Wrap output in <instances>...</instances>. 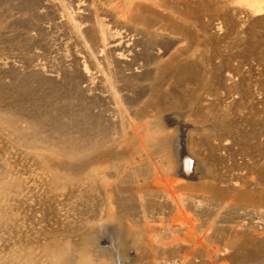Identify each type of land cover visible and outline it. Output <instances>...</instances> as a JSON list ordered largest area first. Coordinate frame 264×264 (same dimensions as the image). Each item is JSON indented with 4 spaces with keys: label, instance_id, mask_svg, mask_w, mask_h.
Instances as JSON below:
<instances>
[{
    "label": "rangeland",
    "instance_id": "rangeland-1",
    "mask_svg": "<svg viewBox=\"0 0 264 264\" xmlns=\"http://www.w3.org/2000/svg\"><path fill=\"white\" fill-rule=\"evenodd\" d=\"M76 2L0 0V264H264V187L254 213L239 198L258 190L248 166L264 102V0H181L172 9L169 0L157 8L178 38L193 40L194 75L177 83L168 69L157 81H120L113 89L121 107L106 102L111 81L98 84L105 100L86 95L80 64L62 55L67 19L82 22L99 45L93 14L76 13ZM124 47L96 57L110 80L108 71L129 73L114 56ZM149 94L160 110L142 102ZM180 124L196 163L189 179L180 176ZM82 146H90L84 168ZM102 171L114 180L122 228L175 218L185 221L179 227L194 223L200 237L207 230L215 245L235 242L215 253L207 240L103 248L90 228L105 201L93 175Z\"/></svg>",
    "mask_w": 264,
    "mask_h": 264
},
{
    "label": "bare ground",
    "instance_id": "bare-ground-1",
    "mask_svg": "<svg viewBox=\"0 0 264 264\" xmlns=\"http://www.w3.org/2000/svg\"><path fill=\"white\" fill-rule=\"evenodd\" d=\"M45 1L49 6L57 7L58 0ZM167 1L169 0H77L75 4L76 13L93 14L95 23L94 38L99 41V45L97 46L92 43V33H89L87 28L85 30L82 22H77L75 19H67L64 22V26L68 30L69 37L65 42L66 51H64L62 55L70 57L72 60L75 59L80 64L81 67L79 71L81 72L83 89L86 95L99 100H105L107 98L106 102L109 104L110 102H114L118 107H121L124 101L122 98L123 96L118 93L116 89H113L115 86L120 88V81L123 82L124 85H128L125 81L131 78L136 79V81H142L146 76L147 79L151 78L157 81L168 69L173 70L172 78L175 79L177 83L183 78H192L195 72V55L192 50L193 40L190 38H187V40L181 37L178 38V36L174 34L177 33V31H175L172 26L163 24L161 17L156 11V9L160 7L169 6L170 9L179 7L181 0H172V3L170 0L171 4L166 6L167 4L165 3ZM97 2L101 4L100 9L95 5ZM190 15V11H185V17L187 19L184 20L183 25L186 29L188 28V30H191L193 23ZM172 18L177 20L175 16ZM120 45L125 46V49L116 51L114 56L116 59H123L122 62L125 63V67L129 70V73L125 74L121 72V70L119 72L108 71L113 74V78L115 77V80H110V78H107L105 69L96 61V57L105 54L110 46ZM167 47H170V49L173 48L172 51L168 53L169 57L165 59L164 57L166 55L164 49ZM110 57L113 56L111 55ZM115 58L113 57V59ZM87 62H89V64H87ZM151 64L154 67V71L151 77H148L150 76L148 71L150 72V70H152L150 69ZM103 79L105 84H109L111 81V86H109L110 89H106L108 91L107 97L101 93L103 89H100V94L97 93L99 90L98 84ZM99 95L106 98H100ZM147 96L148 97L143 99L142 102L160 110V100L158 98L155 99L151 94ZM121 113L124 112H120V115ZM99 116L101 117V115ZM122 117L123 116L120 118ZM0 120L3 121L1 118ZM179 127L181 131L179 139L182 141V152H180V176L189 179L190 177L192 178L196 170V163L193 159L194 156L185 150L183 129L186 128V126L180 124ZM142 130L143 127L140 128V131ZM255 136L257 138V144L254 149L256 153L253 159L254 162L250 163L253 165L248 166L250 169L248 170L251 174L249 181L252 182L258 190L257 192L254 190L255 193L253 194H250L248 191V196L239 197L243 199L244 202L249 203L247 207L250 208V211L253 213L259 208V205L253 203L258 201V198L261 199L262 197L259 188L263 189L264 187V102L261 103L258 109ZM113 137L114 136H108L106 138L101 137L99 140L103 144L107 142V140H112ZM82 148L79 155L82 156L80 157V162L83 161L81 168H84L91 162L90 156H86L90 146L89 148L82 146ZM93 175H98L97 178L94 179L97 182V195L103 194L105 201L98 205L100 211L98 212L97 222L94 227L90 226V228L97 234L99 243H101L102 246L109 243V249H112V251H116L126 245L156 248L160 246L166 248L180 245L186 246L192 243L195 247H198L199 244L205 245V241L207 240L212 243V246L211 243H209V246L212 247L211 249L215 253L216 249L220 247L224 249L225 246L233 245L235 242L234 240L230 241L229 238H225V236L224 238L228 240L227 245L224 243L225 240H223L225 245H219L221 242H217V245H215V242L209 239L205 234L207 230H205L204 233L201 232L202 234L200 237L194 232V223H190L187 228H184L183 224H180L179 227L177 226V222L185 221L175 218L171 220L172 222L165 219L160 220L154 225L146 226L144 230L129 228L130 231H128L126 228H122V225L117 220L118 211L114 206L115 201H113V199L115 195L113 196L112 191L114 188L113 185L115 184L113 182L114 180L112 181L105 172H103V174L96 172ZM251 195L254 197L250 198ZM103 248H106V246H103Z\"/></svg>",
    "mask_w": 264,
    "mask_h": 264
}]
</instances>
